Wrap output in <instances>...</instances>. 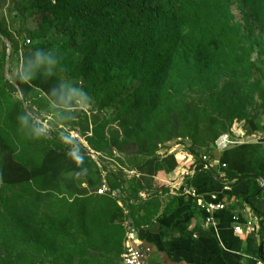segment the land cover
<instances>
[{
  "label": "trees",
  "instance_id": "obj_1",
  "mask_svg": "<svg viewBox=\"0 0 264 264\" xmlns=\"http://www.w3.org/2000/svg\"><path fill=\"white\" fill-rule=\"evenodd\" d=\"M262 118L264 0H0V264H120L118 199L156 216L178 166L159 151L187 138L199 159Z\"/></svg>",
  "mask_w": 264,
  "mask_h": 264
},
{
  "label": "crops",
  "instance_id": "obj_2",
  "mask_svg": "<svg viewBox=\"0 0 264 264\" xmlns=\"http://www.w3.org/2000/svg\"><path fill=\"white\" fill-rule=\"evenodd\" d=\"M263 121L264 118L258 124ZM261 129L246 134L240 143L222 150L214 149L210 144L199 159L188 150L175 152L178 166L170 173H158L155 177L168 187V191L159 196V212L149 223H133L137 247L146 252L144 264H264L259 252L262 244L264 256L261 230L264 219V130ZM198 164L212 170L214 180L197 186L187 185L185 181L195 172L191 174L189 170ZM185 169L189 173L181 177L180 172ZM176 176L204 200L215 195L225 204L223 209L213 213L214 225L203 228L204 215L194 200L172 193L168 181ZM236 225L241 227L240 232L234 231Z\"/></svg>",
  "mask_w": 264,
  "mask_h": 264
},
{
  "label": "built area",
  "instance_id": "obj_3",
  "mask_svg": "<svg viewBox=\"0 0 264 264\" xmlns=\"http://www.w3.org/2000/svg\"><path fill=\"white\" fill-rule=\"evenodd\" d=\"M27 43H29V40H26ZM82 97V92H79V96L76 97V105L80 109L84 110L86 113H89V109L84 108L83 106L79 105L80 104V99ZM245 130L243 128V121H238L234 120L232 123L230 130L228 132H224L220 134L214 142L211 144V147L217 150H222L225 149L226 147L234 144H238L241 142V138L246 136ZM70 135L73 138H78L81 142H84V140L79 136L78 133L74 131H70ZM189 141L187 138H177L176 141L170 145L166 149H162L159 151L160 154H163L164 152L167 153H173L175 155V152H184L186 149V146L182 144V142ZM93 152V151H88ZM93 156L92 154H89ZM203 160L206 159V156H202ZM195 167H193L192 170H189V172L192 174L195 170ZM207 166H204L206 168ZM128 176H132L135 174V171H125ZM187 170H183L180 172L181 177L183 174H188ZM104 174V172H103ZM179 174V175H180ZM170 190L174 194H179L183 196H189L191 197L196 206L202 210V213L204 215L203 221H202V227L203 228H209L212 225H214V217L213 213L216 210L223 209L225 207V204L216 199L215 195L211 196L210 200H204L200 195L197 194L196 190L190 186L185 185L184 183L181 182L180 177L173 178L172 180L168 181ZM98 193H105L108 192L113 198H118V193L114 190H110L109 187L107 186L105 180L102 181L101 185L97 188ZM142 198L146 196V194L141 193ZM118 204L122 206L123 208V213L125 215L123 224L126 229L125 232V238H124V249L123 252L120 256L121 262L120 264H144L145 258H146V252L139 249L136 244V239H137V233H136V228L134 227L132 219L129 217V210L126 209L121 201L118 199ZM237 217H234V220H236ZM241 227L239 225H236L234 227V231L240 232ZM261 230L264 235V223L261 225ZM261 264V263H260Z\"/></svg>",
  "mask_w": 264,
  "mask_h": 264
},
{
  "label": "rangeland",
  "instance_id": "obj_4",
  "mask_svg": "<svg viewBox=\"0 0 264 264\" xmlns=\"http://www.w3.org/2000/svg\"><path fill=\"white\" fill-rule=\"evenodd\" d=\"M232 11H233V13L236 15V17H239V12L237 11V9H236L235 7L232 8ZM77 96H79V92L76 93V97H77ZM79 105H81V106H83L84 108H87V109H89V108L91 107V105L88 104V103L86 102V99H85V98H82V97H81V99H80V104H79ZM42 124H43V128H47V127H48L46 121H43ZM253 134H254V133H253ZM181 142H182V144H184L185 146H186V144L188 143V141H185V142L181 141ZM173 143H174V141H172V142H170L169 144H167L168 147H169L170 145H172Z\"/></svg>",
  "mask_w": 264,
  "mask_h": 264
},
{
  "label": "water",
  "instance_id": "obj_5",
  "mask_svg": "<svg viewBox=\"0 0 264 264\" xmlns=\"http://www.w3.org/2000/svg\"><path fill=\"white\" fill-rule=\"evenodd\" d=\"M6 42H7V40L6 39H4ZM9 53V51H7V54ZM5 74H6V76H9V74H8V72L7 71H5ZM21 100H22V103H23V105L24 106H26V102H25V100L24 99H22L21 98ZM34 118V117H33ZM89 154H92L93 156H95V154H94V152H89ZM211 173L213 174V171L211 170ZM214 175V174H213ZM119 191V190H118ZM259 252L261 253V259H263L264 260V256L262 255V244L259 246Z\"/></svg>",
  "mask_w": 264,
  "mask_h": 264
}]
</instances>
